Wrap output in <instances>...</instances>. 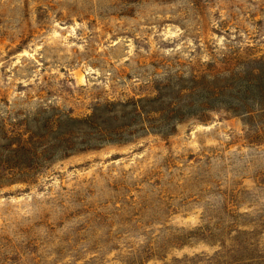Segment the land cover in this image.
I'll list each match as a JSON object with an SVG mask.
<instances>
[{
  "label": "rangeland",
  "instance_id": "1",
  "mask_svg": "<svg viewBox=\"0 0 264 264\" xmlns=\"http://www.w3.org/2000/svg\"><path fill=\"white\" fill-rule=\"evenodd\" d=\"M0 264H264V0H0Z\"/></svg>",
  "mask_w": 264,
  "mask_h": 264
}]
</instances>
